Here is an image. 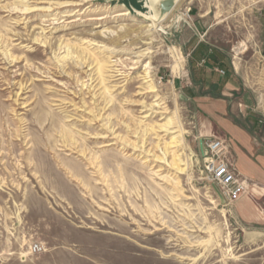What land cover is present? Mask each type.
I'll list each match as a JSON object with an SVG mask.
<instances>
[{
	"label": "rangeland",
	"instance_id": "obj_1",
	"mask_svg": "<svg viewBox=\"0 0 264 264\" xmlns=\"http://www.w3.org/2000/svg\"><path fill=\"white\" fill-rule=\"evenodd\" d=\"M147 9L0 0V264H264L207 177L190 77L220 62L217 114L264 141V0H180L158 30Z\"/></svg>",
	"mask_w": 264,
	"mask_h": 264
},
{
	"label": "crops",
	"instance_id": "obj_2",
	"mask_svg": "<svg viewBox=\"0 0 264 264\" xmlns=\"http://www.w3.org/2000/svg\"><path fill=\"white\" fill-rule=\"evenodd\" d=\"M209 49L210 47L199 44L192 54L194 57L197 53L202 55ZM202 61L205 65L200 73L201 78L196 79L194 73L190 77L193 85L208 92L194 97L206 101L202 108L215 120L218 128L217 132L211 129L205 140L213 137L225 138L229 146V162L248 186L247 193L234 201L229 210L235 220L247 229L264 227V141L260 144L251 130L217 114L220 99L227 94L225 91L229 88V78L221 75L223 70L220 62H206L205 57ZM206 69L211 70V77L215 79L206 77ZM202 141L200 140V149L204 154Z\"/></svg>",
	"mask_w": 264,
	"mask_h": 264
},
{
	"label": "built area",
	"instance_id": "obj_3",
	"mask_svg": "<svg viewBox=\"0 0 264 264\" xmlns=\"http://www.w3.org/2000/svg\"><path fill=\"white\" fill-rule=\"evenodd\" d=\"M221 73L224 72L221 71ZM202 145L207 177L219 191L221 202L229 207L247 193V183L241 179L229 162V146L225 139L213 137L202 141ZM33 250L38 252L41 249L39 245H36Z\"/></svg>",
	"mask_w": 264,
	"mask_h": 264
},
{
	"label": "bare ground",
	"instance_id": "obj_4",
	"mask_svg": "<svg viewBox=\"0 0 264 264\" xmlns=\"http://www.w3.org/2000/svg\"><path fill=\"white\" fill-rule=\"evenodd\" d=\"M105 1H113V0H105ZM165 0H147V7L150 11L151 15H144V17L147 18V20L149 22H151V25L155 28V29H159L160 25L167 19V17H169V14L166 15H162L161 13V6L162 3ZM176 5L179 3L180 0H174ZM121 16H128L129 13H121ZM151 26V27H152ZM66 47V46H65ZM182 131V130H181ZM180 133V132H179ZM64 134V133H63ZM183 134V131H182ZM65 136V135H64ZM69 136V135H68ZM181 139V138H179ZM181 143V142H180ZM73 144V143H72ZM178 145V144H177ZM136 148V147H135ZM123 161V160H122ZM70 174L73 177H76V179H78L79 177L77 176V174L75 175V172H73L72 170L70 171ZM80 179V178H79ZM80 181V180H79ZM82 183V182H81ZM83 186H86L85 184ZM92 192V191H91Z\"/></svg>",
	"mask_w": 264,
	"mask_h": 264
},
{
	"label": "water",
	"instance_id": "obj_5",
	"mask_svg": "<svg viewBox=\"0 0 264 264\" xmlns=\"http://www.w3.org/2000/svg\"><path fill=\"white\" fill-rule=\"evenodd\" d=\"M176 6L177 5H176L174 0H165L162 3V6H161L162 15H166V14L170 15L173 12V10L175 9ZM144 7L147 8V1L146 0H144ZM147 12H148V9H147Z\"/></svg>",
	"mask_w": 264,
	"mask_h": 264
}]
</instances>
